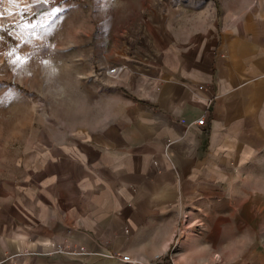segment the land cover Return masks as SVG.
Instances as JSON below:
<instances>
[{
	"label": "crops",
	"instance_id": "0c3cea01",
	"mask_svg": "<svg viewBox=\"0 0 264 264\" xmlns=\"http://www.w3.org/2000/svg\"><path fill=\"white\" fill-rule=\"evenodd\" d=\"M159 1L139 43L101 59L82 122L43 129L36 154L0 172V264L31 241L72 248L20 264L164 254L190 206L214 208L264 161V0Z\"/></svg>",
	"mask_w": 264,
	"mask_h": 264
},
{
	"label": "rangeland",
	"instance_id": "374dc122",
	"mask_svg": "<svg viewBox=\"0 0 264 264\" xmlns=\"http://www.w3.org/2000/svg\"><path fill=\"white\" fill-rule=\"evenodd\" d=\"M161 5L159 0H0V172L35 155L43 129L52 135L54 125L68 129L82 122L86 96L100 88V79L93 78L102 70L101 59L118 46L138 44L142 21ZM252 175L244 189L223 195L214 208L190 206L193 212H184L164 254L177 262L185 254L193 261L186 264H264V161L254 165ZM29 243L11 254L13 264L29 253L49 254L56 242H44L46 251Z\"/></svg>",
	"mask_w": 264,
	"mask_h": 264
},
{
	"label": "built area",
	"instance_id": "2783aa9c",
	"mask_svg": "<svg viewBox=\"0 0 264 264\" xmlns=\"http://www.w3.org/2000/svg\"><path fill=\"white\" fill-rule=\"evenodd\" d=\"M122 65H115L108 69H106L107 73L116 75L120 70H122ZM194 124H198L200 126L206 124V115H201L197 120H195ZM72 248L71 244L65 241L53 243V246L49 250V254L63 252L67 249ZM78 249L80 251H85L86 248L83 245H79ZM39 253V252H37ZM109 256L112 258H118L124 262L132 263V264H179L175 257L172 254H156L154 257L149 259H141L134 258L130 254L122 253L120 251H112L109 253Z\"/></svg>",
	"mask_w": 264,
	"mask_h": 264
},
{
	"label": "snow or ice",
	"instance_id": "6c2138e0",
	"mask_svg": "<svg viewBox=\"0 0 264 264\" xmlns=\"http://www.w3.org/2000/svg\"><path fill=\"white\" fill-rule=\"evenodd\" d=\"M9 2H16V0H9ZM37 2L47 3L50 2V0H37ZM54 11H58V9H54Z\"/></svg>",
	"mask_w": 264,
	"mask_h": 264
}]
</instances>
